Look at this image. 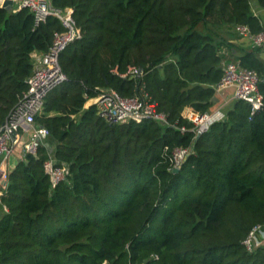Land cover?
<instances>
[{"label":"trees","instance_id":"trees-1","mask_svg":"<svg viewBox=\"0 0 264 264\" xmlns=\"http://www.w3.org/2000/svg\"><path fill=\"white\" fill-rule=\"evenodd\" d=\"M72 8L79 38L61 54L67 81L44 101L36 124L49 131L35 155L9 172L0 199V264H264V249L242 241L264 225V111L242 101L192 141L185 107L210 112L222 64L264 75L258 49L217 35L264 29V0H52ZM62 30L55 17L35 26L26 9L0 8V124L26 91L32 53ZM234 48V49H233ZM229 51L231 57L222 54ZM129 67L139 76L121 77ZM117 69V74L113 69ZM101 89L131 97L143 89L168 117L109 124L86 99ZM264 95V83L260 84ZM193 146L177 173L164 147ZM68 167L51 189L44 163Z\"/></svg>","mask_w":264,"mask_h":264},{"label":"built area","instance_id":"built-area-1","mask_svg":"<svg viewBox=\"0 0 264 264\" xmlns=\"http://www.w3.org/2000/svg\"><path fill=\"white\" fill-rule=\"evenodd\" d=\"M11 1L8 8L12 12L22 9L28 10L34 19L35 26L46 23L50 17L57 18L62 30L53 34L52 43L44 54L32 53L34 68L26 80V91L21 95L5 121L0 124V199L5 192L10 170L1 167L3 162L8 165L9 160H24L27 155H35L39 146L45 144L49 131L36 124L35 118L41 114L44 101L48 94L57 86L67 81L60 66V56L64 50L79 38L72 8L63 10L55 8L52 0H0V8H5L4 3ZM7 7V6H6ZM241 40L250 43L253 49H258L264 59V29L253 33L246 25H236L232 30ZM222 77L213 86L217 95L226 89H232L233 99L242 101L250 106V119L258 112L264 111V95L260 84L264 83V75L260 77L255 70L241 67L238 63L229 62L222 65ZM117 74V69H113ZM130 75L139 76L138 70L129 67L121 77ZM86 109L94 106L97 115L109 124H141L155 122L162 126H169L168 117L158 110L157 103L143 90L140 89L131 97L122 96L113 89H101L91 98L84 95ZM183 120L191 127L181 126L179 131L183 134L190 132L192 141L209 132L211 127L225 119L222 107L210 112L199 113L191 107L185 108L181 113ZM16 153H18L16 155ZM193 146L164 147L163 156L169 162V171L181 169L183 164L192 155ZM44 170L50 178L51 189L66 180L68 167L58 164L53 158L44 163ZM242 246L248 253L264 249V225H256L250 229ZM145 264V263H138Z\"/></svg>","mask_w":264,"mask_h":264},{"label":"crops","instance_id":"crops-1","mask_svg":"<svg viewBox=\"0 0 264 264\" xmlns=\"http://www.w3.org/2000/svg\"><path fill=\"white\" fill-rule=\"evenodd\" d=\"M230 36V35H229ZM234 39V38H233ZM236 40V39H235ZM232 41V43L233 44H235V48H239L240 50H238V53L239 52H241L243 49H246V50H249V49H251L252 47H251V45H250V43H248L247 41H245V40H236V41ZM246 47V48H245ZM249 48V49H248ZM242 49V50H241ZM233 53H235V52H233ZM232 53V54H233ZM222 54L223 55H225L226 57H227V54H228V52L225 50H223L222 51ZM231 54V55H232ZM231 55H229V57H231ZM232 62V61H231ZM236 63V62H235ZM223 65V64H222ZM224 92V91H223ZM222 92V94H221V96L220 95H218V97L220 96V98H217L216 100H215V104H214V106H213V108H212V110H214V109H216V108H218V107H222V110H223V112H224V109H226V108H228V107H230L231 105H233V102L235 101L234 99H233V91H231L230 93H223ZM85 105V104H84ZM185 108H189V107H185ZM184 108V109H185ZM84 109H86V106L84 107ZM183 109V110H184ZM183 110H182V112H183ZM211 110V111H212ZM18 153H16V155H17ZM17 163H18V160L16 159V157H14V159H11V160H9V163H8V165H6L4 162H3V164H2V168L3 167H7L8 168V170H12L16 165H17ZM4 209H3V207H2V205L0 204V217L4 214Z\"/></svg>","mask_w":264,"mask_h":264},{"label":"rangeland","instance_id":"rangeland-1","mask_svg":"<svg viewBox=\"0 0 264 264\" xmlns=\"http://www.w3.org/2000/svg\"><path fill=\"white\" fill-rule=\"evenodd\" d=\"M217 35L218 36H221V38L222 39H224V40H226V41H228L229 43H230V45H232L231 44V42L232 41H234L235 39L236 40H241L234 32H232V35L231 36H229V34L226 32V30H223V31H218L217 32ZM234 38V39H233ZM235 40V41H236ZM234 46H235V44H233ZM246 48V47H245ZM234 49V48H233ZM238 50H240L239 48H237ZM249 49V48H248ZM226 50V49H225ZM224 50V51H225ZM242 50V49H241ZM244 50V49H243ZM246 50V49H245ZM227 51V50H226ZM228 52V54H227V57H229V55H231L230 53H229V51H227ZM232 91V89H226L223 93H230ZM221 96V95H220ZM220 96L218 97V98H220ZM128 124V123H127Z\"/></svg>","mask_w":264,"mask_h":264},{"label":"water","instance_id":"water-1","mask_svg":"<svg viewBox=\"0 0 264 264\" xmlns=\"http://www.w3.org/2000/svg\"><path fill=\"white\" fill-rule=\"evenodd\" d=\"M11 5H12L11 1H6V2L4 3V6H5V7H6V6L9 7V6H11ZM140 72H141V70L138 69V73H140ZM44 145H45V147L48 148L49 152L51 153V152H52V148L49 147V144H48V143H45ZM178 171H179V169H174V170H173V173H177Z\"/></svg>","mask_w":264,"mask_h":264}]
</instances>
